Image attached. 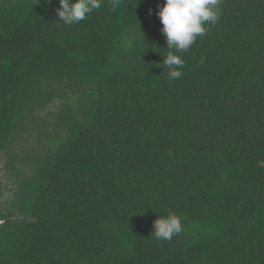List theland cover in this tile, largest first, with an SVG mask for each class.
I'll return each mask as SVG.
<instances>
[{
    "label": "trees",
    "instance_id": "obj_1",
    "mask_svg": "<svg viewBox=\"0 0 264 264\" xmlns=\"http://www.w3.org/2000/svg\"><path fill=\"white\" fill-rule=\"evenodd\" d=\"M164 2L0 0V264H264V0H222L176 80Z\"/></svg>",
    "mask_w": 264,
    "mask_h": 264
},
{
    "label": "clouds",
    "instance_id": "obj_2",
    "mask_svg": "<svg viewBox=\"0 0 264 264\" xmlns=\"http://www.w3.org/2000/svg\"><path fill=\"white\" fill-rule=\"evenodd\" d=\"M122 2L109 0L114 11ZM103 3L104 0H59L57 20L66 25L77 24L87 19L94 10H99ZM221 4L222 0H165L162 6L158 5L157 15L163 25L161 32L169 50L167 56H163L169 80L182 77L181 69L185 64L182 54L190 49L198 37L206 35L209 25H215L223 16ZM182 219L169 209L167 215H160L154 221L152 234L158 240L170 242L183 231Z\"/></svg>",
    "mask_w": 264,
    "mask_h": 264
},
{
    "label": "rangeland",
    "instance_id": "obj_3",
    "mask_svg": "<svg viewBox=\"0 0 264 264\" xmlns=\"http://www.w3.org/2000/svg\"><path fill=\"white\" fill-rule=\"evenodd\" d=\"M32 143H33V139H32ZM2 167H3V163L0 162V186H1V189L3 191V194H6V196H7L6 199H8L9 196L11 197L12 194L8 193L5 189L7 186H9V183H8L7 179L4 177V174L2 172Z\"/></svg>",
    "mask_w": 264,
    "mask_h": 264
}]
</instances>
